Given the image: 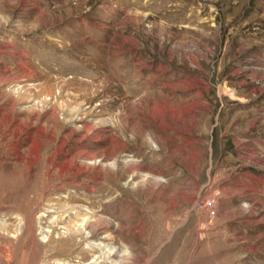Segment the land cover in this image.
Masks as SVG:
<instances>
[{
    "label": "rangeland",
    "instance_id": "rangeland-1",
    "mask_svg": "<svg viewBox=\"0 0 264 264\" xmlns=\"http://www.w3.org/2000/svg\"><path fill=\"white\" fill-rule=\"evenodd\" d=\"M0 264H264V0H0Z\"/></svg>",
    "mask_w": 264,
    "mask_h": 264
},
{
    "label": "bare ground",
    "instance_id": "bare-ground-1",
    "mask_svg": "<svg viewBox=\"0 0 264 264\" xmlns=\"http://www.w3.org/2000/svg\"><path fill=\"white\" fill-rule=\"evenodd\" d=\"M62 148L63 147H61L59 149L58 154L61 153ZM31 150L34 153V157L35 158H39V154H40L39 152L41 150V145L39 143H37V142H33L32 149ZM92 158L95 159V157H92ZM117 162L118 161H115L116 164L119 163V162L118 163ZM63 172H64V168H60V173H63ZM65 187H63V188H65ZM106 187L107 186L105 185V188ZM61 191H63V189L61 187L59 189L54 188L53 190H51V192H49L47 200H50L53 195H55V194H57V193H59ZM103 192H105V191H103ZM109 194H111V193L109 192ZM36 202H37V200H35V202H30V205L28 204L27 208H25L26 213L23 214V218H22V221H24V223H25L24 225H26V220H27V218H29L28 216H30V213L33 212V210H35L34 203H36ZM36 204H38V203H36ZM9 205H10V203H9ZM46 207H47L46 204L44 202H42L41 205L36 208V210L38 212H41L42 213V219L41 220L45 223V225H48L49 228H51V229L53 228V230H54L50 234V236H48L47 244L48 245H50V244L51 245H55V244L60 245L61 244V245H63V246L66 247V249L62 248L61 250H58V251H51V252H49L48 255H47V257H49V258H58V256L61 255L62 253H64V254H66V253H74L75 250H79L80 248H82L85 245V243H87L88 240H92L94 238V236H92L90 238H86L83 230H81L79 228L78 229H73V226L75 225V223L78 222L80 220V218L83 216V212L80 209H73V208H67V207L61 208L56 213V218L51 221L52 216H51V214H48L45 211V208ZM18 208H19L18 207V204H17V206L16 205L15 206L13 205V206L9 207V209H8L9 210V213L5 215L6 218L8 219V221H10V222H15L16 221L13 218L12 213H15L16 212L15 210L18 209ZM21 213H22V211H21ZM90 216L91 217H95V214L90 215ZM61 225H65L66 226V228H64V230H66V234L59 235V238L58 239H54V234L59 232L58 228ZM90 226L91 225L89 223H87L85 227L86 228H91L92 226L91 227ZM6 230H7L8 233L13 232L12 226L11 227H8ZM106 235L107 236L105 237V239H112V236L111 235H109V234H106ZM77 239H80V242L77 243L76 242ZM87 252L88 253H92V254L93 253H95V254L98 253L99 254V253L103 252V250L101 248H96L95 246H91L90 248H88ZM42 257H44V255Z\"/></svg>",
    "mask_w": 264,
    "mask_h": 264
},
{
    "label": "built area",
    "instance_id": "built-area-1",
    "mask_svg": "<svg viewBox=\"0 0 264 264\" xmlns=\"http://www.w3.org/2000/svg\"><path fill=\"white\" fill-rule=\"evenodd\" d=\"M210 215H211V218L214 217V213H210Z\"/></svg>",
    "mask_w": 264,
    "mask_h": 264
}]
</instances>
